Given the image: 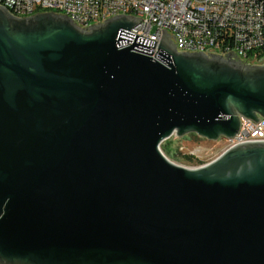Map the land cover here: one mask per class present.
Instances as JSON below:
<instances>
[{
	"label": "water",
	"instance_id": "1",
	"mask_svg": "<svg viewBox=\"0 0 264 264\" xmlns=\"http://www.w3.org/2000/svg\"><path fill=\"white\" fill-rule=\"evenodd\" d=\"M142 19L0 5V264H264V139L198 166L161 149L264 117V63L165 28L155 52Z\"/></svg>",
	"mask_w": 264,
	"mask_h": 264
},
{
	"label": "built area",
	"instance_id": "2",
	"mask_svg": "<svg viewBox=\"0 0 264 264\" xmlns=\"http://www.w3.org/2000/svg\"><path fill=\"white\" fill-rule=\"evenodd\" d=\"M0 5L20 17L55 10L83 27L113 15L138 16L143 19L130 31L157 40L155 52L165 28L177 36L181 50H232L255 65L264 63V0H0ZM220 139L222 153L239 142L264 139V117L256 122L240 115L238 132Z\"/></svg>",
	"mask_w": 264,
	"mask_h": 264
},
{
	"label": "rangeland",
	"instance_id": "3",
	"mask_svg": "<svg viewBox=\"0 0 264 264\" xmlns=\"http://www.w3.org/2000/svg\"><path fill=\"white\" fill-rule=\"evenodd\" d=\"M53 11L55 13H61L55 10ZM36 13L38 12H35V14ZM166 143L170 150L169 153L165 151L167 153L166 156L176 163L188 166H198L214 160L222 153V150L225 147L224 140L222 139L216 141L210 140L194 133H189L184 136H178L176 133H174V135H172L167 141L163 143L164 147ZM189 154L194 155L199 161L189 160L186 157V155Z\"/></svg>",
	"mask_w": 264,
	"mask_h": 264
},
{
	"label": "trees",
	"instance_id": "4",
	"mask_svg": "<svg viewBox=\"0 0 264 264\" xmlns=\"http://www.w3.org/2000/svg\"><path fill=\"white\" fill-rule=\"evenodd\" d=\"M195 134V133H194ZM197 135V134H196ZM168 139H166V140H164L162 143H161V148H162V150L165 152H168L169 153V148H168V146H167V143H166V145H165V147L163 146V143L165 142V141H167ZM165 152V154L167 155V153ZM186 157L189 159V160H198L194 155H186ZM199 161V160H198Z\"/></svg>",
	"mask_w": 264,
	"mask_h": 264
},
{
	"label": "flooded vegetation",
	"instance_id": "5",
	"mask_svg": "<svg viewBox=\"0 0 264 264\" xmlns=\"http://www.w3.org/2000/svg\"><path fill=\"white\" fill-rule=\"evenodd\" d=\"M236 59V58H235ZM235 59H233L234 61H237L238 63H240V64H242L241 62H240V60H238V58L235 60ZM242 65H244V64H242Z\"/></svg>",
	"mask_w": 264,
	"mask_h": 264
}]
</instances>
